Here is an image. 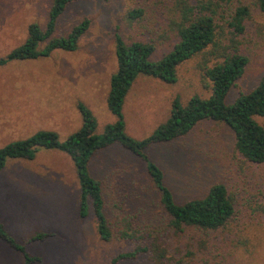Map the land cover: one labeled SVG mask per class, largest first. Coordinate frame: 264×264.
Instances as JSON below:
<instances>
[{"label":"rangeland","instance_id":"rangeland-1","mask_svg":"<svg viewBox=\"0 0 264 264\" xmlns=\"http://www.w3.org/2000/svg\"><path fill=\"white\" fill-rule=\"evenodd\" d=\"M167 3L168 0L68 3L51 37H63L87 20L88 27L74 51L53 50L46 57L10 60L0 66V148L39 131L53 132L63 140L80 125L78 103L91 112L96 120L95 133L100 134L106 124L114 121L104 99L115 70V33L125 42L151 44L150 60L160 59L173 43L162 39ZM230 4L247 6L249 15L243 33L236 37L247 64L241 78L227 92L226 103L252 89L264 74V12L257 9L254 0H231ZM49 5L50 0H0V58L24 41L28 24L44 27ZM132 10H140V17L130 18ZM210 64L209 60L206 65ZM199 66L200 56L180 63L172 84L137 76L123 99L124 133L134 139L148 135L167 118L175 96L182 104L192 95L208 97L210 84ZM255 121L264 124V119ZM146 153L161 169L164 184L178 204L202 196L212 183H223L233 204L227 222L215 231L188 230L181 236L167 229L154 233L155 227L162 226L156 213L157 197L143 178L142 164L131 162L120 152L118 155L135 170L130 176L139 175L142 180L140 189L146 191L144 199L149 210L145 225L153 233L146 232L144 225L142 233H138L140 239H118V217L110 206L105 207V213L113 235L101 241L90 209L86 217L77 216L79 191L70 160L56 150H39L33 160L8 159L0 170V224L23 247L26 256L37 258L32 264H109L116 255L135 247H145L147 251L115 264H264L263 167L242 162L234 153L233 136L226 126L212 121L198 123L183 140L151 145ZM105 154L99 153L91 160L90 174L100 180L104 190L106 184L123 195L115 188L123 189L124 185L115 183V176L110 174L111 169H116L113 162L104 168L108 158ZM35 234L48 236L29 241ZM153 242L164 250L158 262L150 256ZM0 264H24V259L0 241Z\"/></svg>","mask_w":264,"mask_h":264},{"label":"trees","instance_id":"trees-1","mask_svg":"<svg viewBox=\"0 0 264 264\" xmlns=\"http://www.w3.org/2000/svg\"><path fill=\"white\" fill-rule=\"evenodd\" d=\"M72 1L50 0L44 27L41 29L36 23L28 24L24 41L6 53L4 58H0V66L10 60L46 57L53 50L74 51L80 36L88 27L87 20L72 27L63 37H51L57 18ZM230 3L231 0H168L164 8L162 39L168 43L173 40V43L170 50L156 61L150 60L153 52L151 44L125 42L115 33V70L109 78L104 99L105 107L114 121L106 124L102 132L97 134L95 118L85 106L78 103L76 108L80 115V125L75 132L59 140L53 132L39 131L23 140L4 145L0 148V170L6 160L31 161L39 150L63 153L72 164L79 191L78 218L86 217L90 209L98 239L108 241L113 233L106 218L105 207L111 206L118 217L115 232L117 238L134 241L141 238L138 233L148 219V207L144 199L146 191L140 189L143 185H140L142 180L139 175L130 176L135 170L118 155L121 152L132 159L131 162L142 164L143 178L157 197L156 213L162 226L155 227L154 233L167 229L181 236L188 230L205 232L222 227L233 212L232 199L226 186L223 183H212L202 196L178 204L164 184L161 169L148 158L146 149L151 145L183 140L198 123L218 122L231 131L234 153L240 156L242 162L263 167L264 175V124L255 121V118L264 119V74L252 89L239 93L230 103L225 102L227 92L241 78L247 64L246 58L238 50L236 37L243 33L249 10L247 6H232ZM254 4L259 11L264 12V0H254ZM140 14V10H132L128 16L133 19L140 17ZM193 56L201 57L200 71L210 84L208 97L192 95L182 104L175 96L170 101L167 118L148 135L141 139L126 135L121 108L133 80L141 75L172 84L175 82L176 67ZM209 60L211 64L206 65ZM113 150L117 153L112 154ZM102 152L108 156L104 160V168L110 162L115 165L116 169H111L110 174L115 176V183L124 185L123 189L115 188L123 195L110 190L106 184L104 190L100 180L90 174L91 160ZM117 179L123 180L119 182ZM145 228L146 232H152L148 229L149 225H145ZM47 236L35 234L29 241L43 240ZM0 241L20 253L24 264L37 261L35 257L26 256L23 247L1 224ZM146 251L145 247H135L131 252L116 255L109 264H115L121 259H132ZM150 256L158 262L164 257V250L153 242Z\"/></svg>","mask_w":264,"mask_h":264}]
</instances>
